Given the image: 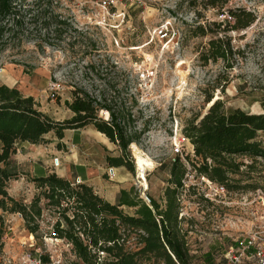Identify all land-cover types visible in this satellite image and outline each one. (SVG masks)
<instances>
[{
    "label": "rangeland",
    "instance_id": "rangeland-1",
    "mask_svg": "<svg viewBox=\"0 0 264 264\" xmlns=\"http://www.w3.org/2000/svg\"><path fill=\"white\" fill-rule=\"evenodd\" d=\"M199 1L116 0L115 6L104 9L96 0H18L17 10L24 23L21 33L9 34L4 46L0 45V84L33 96L40 110L56 120L71 116L64 101L70 99L74 87L81 86L94 95L104 91L116 109L131 108L136 127L144 131L135 148L129 147L133 172L122 167L121 174L116 175L115 170L111 174L113 168L106 166L104 157L117 155V148L92 127L66 130L59 147L52 136H47L49 143L44 145H17L13 158L24 171L33 174L46 167L60 177L92 185L111 201L117 191L131 187L146 202L149 195L160 201L169 162L178 154L185 163V153H192V145L182 137L185 122L206 112L208 98L221 102L224 109L261 113L264 0H227L221 9L204 8ZM239 9L251 11L254 22L244 29L220 32L233 25L227 11ZM54 14L66 22L59 38L50 30L47 36L41 28L43 20ZM212 21L222 22L220 28L209 25L210 29L213 34L225 35L236 52L229 61L233 65L230 70L221 60H199L212 34L194 36L191 30L197 23ZM163 25L168 31L165 40L155 36ZM99 115L104 117L103 112ZM135 151L151 160L143 171L144 179L138 176ZM236 159L252 166H242L243 174L232 176L240 178L238 185L243 188L227 190L215 200L209 199L207 187L186 161L191 170L183 178L180 195L181 227L188 230V247L195 255L210 247L215 255L221 254V247L242 240L258 219L261 209L257 201L264 195V160ZM7 191L15 199L29 202L34 186L21 176L8 182ZM124 211L132 213L130 208ZM0 219L8 236H18L22 256L51 252L63 264L75 261L64 241L33 236L29 240L18 214L0 210ZM52 222V215L44 211L41 229L46 231Z\"/></svg>",
    "mask_w": 264,
    "mask_h": 264
},
{
    "label": "trees",
    "instance_id": "trees-1",
    "mask_svg": "<svg viewBox=\"0 0 264 264\" xmlns=\"http://www.w3.org/2000/svg\"><path fill=\"white\" fill-rule=\"evenodd\" d=\"M17 1L0 0L1 46L6 36L22 32L24 16L17 10ZM226 2L200 0L199 4L204 8L221 9ZM227 14L233 18V25L223 27L220 32L244 29L255 20L254 14L246 9L228 10ZM31 16L29 14L30 21ZM65 24V20L54 14L43 20L41 28L47 36L50 30L54 38H59ZM209 25L220 28L222 22L197 23L191 30L194 36L212 34L200 51L199 60L202 63L221 60L225 69L230 70L233 65L229 61L236 52L230 40L225 35L213 34ZM132 100L135 103V99ZM210 101L208 98L205 113L185 122L182 137L192 145V153H185V163L178 154L169 162L161 202L150 195L146 202L133 187L120 189L115 201L110 202L84 182H73L54 172L30 174L12 156L19 143L46 144L49 142L46 136L50 135L58 140L59 147L65 130L92 127L117 148V155H105L106 166L125 167L133 172L129 145L137 144L144 131L136 127L131 108L116 109L104 91L94 95L77 86L71 89L70 99L64 101L71 116L56 120L40 110L33 96L0 84V210L18 214L24 229L34 238L48 237L67 243L69 254L75 260L68 264H191L193 255L186 238L188 230L181 227L184 218L180 213L183 178L187 170H191L185 165L186 161L196 176L222 185L226 190H236L243 187L238 185L240 178L232 176L242 175V166L252 167L236 158L264 160V148L259 140L264 132V104L263 111L256 114L238 108L224 109L221 102ZM99 112H103L104 117ZM21 176L34 186L29 202L15 199L7 192L8 182ZM124 208L132 209V213L125 212ZM44 211L53 217L46 231L40 227ZM4 233L0 219V251ZM100 251L105 253L103 258ZM42 258L48 261L47 255Z\"/></svg>",
    "mask_w": 264,
    "mask_h": 264
},
{
    "label": "built area",
    "instance_id": "built-area-1",
    "mask_svg": "<svg viewBox=\"0 0 264 264\" xmlns=\"http://www.w3.org/2000/svg\"><path fill=\"white\" fill-rule=\"evenodd\" d=\"M115 2L116 0H96V3L104 9L115 6ZM167 35L168 31L165 25L156 29L155 36L159 39L165 40ZM259 140L261 146L264 148V132L260 134ZM201 180L210 192L208 193L210 200H215L216 197L227 194L224 186L213 183L204 177H201ZM257 204L261 209L258 219L246 236L239 241V244L224 255L227 264H264V195L258 197ZM68 246L66 243L65 248L67 249ZM99 255L100 258H103L105 253L100 251ZM47 256L48 261H45L41 254H26L16 261L11 257H2L1 264H63L59 256V258H54L51 252L47 253Z\"/></svg>",
    "mask_w": 264,
    "mask_h": 264
},
{
    "label": "crops",
    "instance_id": "crops-1",
    "mask_svg": "<svg viewBox=\"0 0 264 264\" xmlns=\"http://www.w3.org/2000/svg\"><path fill=\"white\" fill-rule=\"evenodd\" d=\"M66 131V130H65ZM96 133H98L100 136H102V137H104L105 139H106V141H107V143H110L109 141H108V139L103 135V134H100L99 132H97V131H95ZM64 135H65V132H64ZM48 136H50V135H48ZM46 138H47V136H46ZM64 138V137H63ZM49 140V139H48ZM49 143V142H48ZM19 144H29V143H19ZM18 144V145H19ZM47 144V143H46ZM29 145H35V144H29ZM38 145H44V144H38ZM18 148V147H17ZM17 150V149H16ZM14 155V154H13ZM12 158H13V156H12ZM14 159V158H13ZM15 161H16V159H14ZM17 162V164H19L18 163V161H16ZM20 165V164H19ZM21 167H22V165H20ZM121 168L122 167H116V168H113L112 170H115V174L117 175V174H121ZM22 169H23V167H22ZM24 170V169H23ZM48 172H51V171H49V170H47L46 169V167L44 168L43 167V169L41 170V171H39V172H36V173H33V174H35V175H44V174H47ZM114 173V172H113ZM112 173V174H113ZM31 174V173H30ZM65 178V177H64ZM78 182H84V181H79L78 180ZM84 183H86V182H84ZM86 184H88V183H86ZM88 185H90V184H88ZM90 186H92V185H90ZM8 192V191H7ZM96 192V191H95ZM118 192V191H117ZM116 192V193H117ZM97 193V192H96ZM98 194V193H97ZM99 196H101V197H103V198H105L104 196H102V195H100V194H98ZM115 197H116V194H115V196H114V198H113V200L111 201V200H108L107 198H105L106 200H108V201H110V202H114L115 201ZM27 238L29 239V238H31V239H33V237H32V235L30 234H28V236H27ZM19 238H18V236L16 235V234H14L13 236H8L6 233H5V235H4V237H3V249H2V253H1V256H0V258H2V257H11V258H13V256H17V257H21L22 256V253H21V246L19 245ZM30 240V239H29ZM54 241H56V242H63V240H60V239H53ZM241 241V240H240ZM62 244V243H61ZM239 244V241H232L231 243H228V244H225L224 246L225 247H221V254H217V255H215L214 253H213V250L211 249V247L208 249V250H206V251H203L201 254H199V255H195L196 253H195V251H193V250H190V253L193 255V259H192V263L191 264H217V262H219V264H227V260L225 259V254L226 253H228L229 251H231L233 248H235L237 245ZM65 246V245H64ZM69 247V246H68ZM67 247V250L69 249ZM34 250H36V249H34ZM220 257H221V260H220ZM218 258V259H217ZM207 260H208V262L209 263H207ZM218 260V261H217Z\"/></svg>",
    "mask_w": 264,
    "mask_h": 264
},
{
    "label": "bare ground",
    "instance_id": "bare-ground-1",
    "mask_svg": "<svg viewBox=\"0 0 264 264\" xmlns=\"http://www.w3.org/2000/svg\"><path fill=\"white\" fill-rule=\"evenodd\" d=\"M129 147L135 148V143H131L129 145ZM134 161H135V165L137 167L139 178L144 179L143 171L147 166L151 165V160L149 161V159L144 156V153L142 154L141 152L138 153L135 151V160Z\"/></svg>",
    "mask_w": 264,
    "mask_h": 264
}]
</instances>
